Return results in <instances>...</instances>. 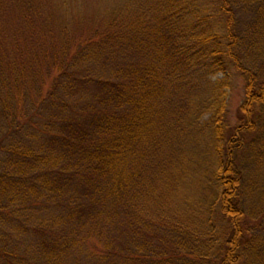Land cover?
<instances>
[{"label":"trees","instance_id":"16d2710c","mask_svg":"<svg viewBox=\"0 0 264 264\" xmlns=\"http://www.w3.org/2000/svg\"><path fill=\"white\" fill-rule=\"evenodd\" d=\"M209 4L0 0V264H264V0Z\"/></svg>","mask_w":264,"mask_h":264},{"label":"rangeland","instance_id":"374dc122","mask_svg":"<svg viewBox=\"0 0 264 264\" xmlns=\"http://www.w3.org/2000/svg\"><path fill=\"white\" fill-rule=\"evenodd\" d=\"M105 3H110L113 0H103ZM201 6V13L214 16V10L209 4V0H198ZM89 4V2H88ZM224 76L228 79L229 84L225 87V102H226V112H225V136L228 135L238 123V119L241 115L238 105L244 97L243 83L244 79L242 75L235 69L229 68L227 72L218 71L211 75ZM245 132H236L235 137H242L247 139L252 135L253 131L249 134ZM260 135H264V129L259 132ZM239 155V154H238ZM200 187L196 185L195 182L188 177L181 181L168 201L164 203L167 206L165 214L170 218L176 220L177 223L181 225H186L190 231L199 230V224L202 217L204 216V205L202 203V198L200 192ZM173 216V217H171ZM261 227L264 228V212L263 218L260 221ZM263 228H259L260 231L264 232Z\"/></svg>","mask_w":264,"mask_h":264}]
</instances>
